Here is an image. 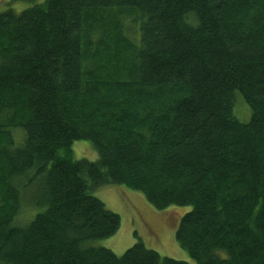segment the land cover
I'll return each mask as SVG.
<instances>
[{"label": "trees", "instance_id": "1", "mask_svg": "<svg viewBox=\"0 0 264 264\" xmlns=\"http://www.w3.org/2000/svg\"><path fill=\"white\" fill-rule=\"evenodd\" d=\"M103 186L191 207L176 240L196 264H264V0L0 12V264H190L98 246L122 224Z\"/></svg>", "mask_w": 264, "mask_h": 264}, {"label": "rangeland", "instance_id": "2", "mask_svg": "<svg viewBox=\"0 0 264 264\" xmlns=\"http://www.w3.org/2000/svg\"><path fill=\"white\" fill-rule=\"evenodd\" d=\"M45 0L24 2L18 0H0V12L13 10L20 14L24 10L43 3ZM235 116L243 123L251 120V110L244 99L237 94L234 108ZM74 158L78 161L98 160V153L88 141L75 142ZM93 195L101 200L106 208L121 217L119 232L97 245L112 250L122 256L135 244L142 242L147 249L157 252L161 257L196 264L176 240V232L181 219L192 210L191 207H170L164 211L155 209L143 193L125 186H103Z\"/></svg>", "mask_w": 264, "mask_h": 264}]
</instances>
